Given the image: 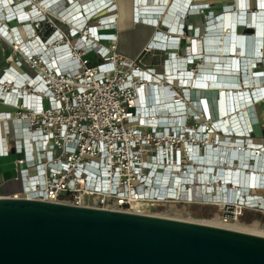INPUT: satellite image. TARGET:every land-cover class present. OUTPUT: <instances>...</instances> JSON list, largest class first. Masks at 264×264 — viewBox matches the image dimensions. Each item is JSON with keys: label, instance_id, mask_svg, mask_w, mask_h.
Returning a JSON list of instances; mask_svg holds the SVG:
<instances>
[{"label": "built area", "instance_id": "obj_1", "mask_svg": "<svg viewBox=\"0 0 264 264\" xmlns=\"http://www.w3.org/2000/svg\"><path fill=\"white\" fill-rule=\"evenodd\" d=\"M250 1L236 0L230 10L214 16L219 23L209 21L208 32L223 36L220 20L231 13H238L239 28ZM159 9L137 7L135 19L142 22L140 10ZM256 12L264 23L259 6ZM163 15L157 26L165 22ZM118 18L111 0L83 5L79 0H0V44L6 46L0 73V104L6 107L0 111V157L15 156V180L23 183L12 196L152 215L168 206L214 205L223 210L224 225L237 222L251 206L264 211L262 203L232 195L244 188L238 177L250 168L243 162L237 166L233 145L223 140L229 139L223 124L219 130L211 119L208 96L195 98L196 90L211 92L207 83L214 71L198 61L213 65L218 59L198 52L173 56L170 47L179 45L183 28L161 40L156 34L136 58L125 56L118 51ZM251 34L244 36L251 39ZM257 46L263 70L264 32ZM161 51L168 56L159 58ZM254 91L247 107L259 102ZM151 95L157 97L154 104ZM165 98L172 99L168 107ZM243 118L248 128L249 118ZM247 149L249 156L254 149ZM261 163L262 168L251 166V175L257 172L264 179ZM252 186V192L264 191V182Z\"/></svg>", "mask_w": 264, "mask_h": 264}, {"label": "water", "instance_id": "obj_2", "mask_svg": "<svg viewBox=\"0 0 264 264\" xmlns=\"http://www.w3.org/2000/svg\"><path fill=\"white\" fill-rule=\"evenodd\" d=\"M0 264H264V236L10 195L0 197Z\"/></svg>", "mask_w": 264, "mask_h": 264}, {"label": "bare ground", "instance_id": "obj_3", "mask_svg": "<svg viewBox=\"0 0 264 264\" xmlns=\"http://www.w3.org/2000/svg\"><path fill=\"white\" fill-rule=\"evenodd\" d=\"M257 3H259V8L261 9V12H264V0H259ZM156 10V8H154ZM163 8L161 7L159 10L161 11ZM259 10V9H258ZM152 12L150 10H140L138 11V18L140 21H148L151 22L152 24H158L159 23V17H161L159 14H152L149 13ZM175 8H170L169 13H166V18H164L165 23L167 24H172L175 19H178V17H175ZM236 12V11H235ZM238 13L234 14L231 13L229 16H223L222 22L220 23L224 28H227V36H223V40L216 43H222V44H217L219 45V49H215L216 44L214 43L213 38V60H220V59H227L228 55L231 56L232 63L230 64L228 61L223 63V64H213L212 65V75L210 77V82L207 83L208 87H210V91L217 92V96H208L207 99H210L209 101L207 100V105L208 109L211 115V119L214 122V126H219L220 124H223L226 134L228 135L229 139H232L230 141L229 139L223 138L224 142L228 144V146L233 145L234 148V156L237 158V166L241 162H243V165L250 168L248 171H246L247 174L250 176H247L246 173H244L243 176H239V180L241 181L242 178V187H238L237 192H232L233 196H241L245 202H252V203H262L264 206V199H262L261 193L255 192L251 189L250 187L258 186L262 182H264L262 174H259L255 172L253 175H251L252 169L251 166L257 167V168H262V163L264 160V141L258 142L253 139L249 140H238L235 141L233 140L235 137H245L246 134H250V128L248 126L247 128V123L243 118L244 112L243 109L245 106L251 104L250 100L252 99L251 97V91L252 90H247V88L252 87L254 84L259 83V81L262 79L261 75L264 76V69H260L257 62L260 57L255 56V51L258 49V43L260 44L262 37H263V32H264V23L261 19V17H257L255 15L254 17H249L247 20L245 19V22H247L248 25L254 26V32L250 36L251 39H248L247 37H242L239 36L240 34L238 33ZM142 17V18H141ZM264 18V17H263ZM258 19V20H257ZM170 22V23H169ZM243 22V21H241ZM257 26V27H256ZM214 28H218V24L213 26ZM224 30V29H223ZM256 31V32H255ZM158 39H162L163 35H158ZM172 46V45H171ZM215 46V47H214ZM234 52V54H231ZM220 53V54H216ZM226 55V56H225ZM247 55H250V57H247ZM258 57V58H257ZM244 60L241 61V60ZM262 60V59H261ZM260 60V61H261ZM227 63V64H226ZM242 63V64H241ZM226 64V65H225ZM238 69L240 71H238ZM234 70V75L230 74V72ZM241 70L243 73H241ZM237 74V76H236ZM240 74V76H238ZM208 78V77H207ZM255 86V85H254ZM263 86V85H261ZM260 86H255V91L253 92L252 96H255L256 100H261L264 101V88H259ZM241 88V89H240ZM177 100L179 96H176ZM156 95H151L149 102L151 104H154L157 102ZM165 105L168 107L169 101L172 102V99L170 98H165ZM176 101V100H175ZM258 102V103H259ZM150 104V105H151ZM220 106L222 107V112L220 111ZM152 107V105H151ZM150 107V108H151ZM174 108L177 107L176 102H174L173 105ZM160 110V108H157ZM177 110V109H176ZM174 121V120H173ZM243 122V123H241ZM241 124V125H240ZM222 126H219L218 129ZM231 128V129H230ZM244 128V129H243ZM242 129V130H241ZM238 134H242L243 136H238ZM237 135V136H236ZM233 136V137H231ZM263 146L262 149L257 150ZM230 147V148H231ZM247 148H250L251 153H249L247 156L245 154V150ZM251 157L256 158V162L258 160V165H255V160H251ZM247 159V160H246ZM261 163V164H260ZM238 167H236L237 169ZM258 171V170H257ZM261 175V176H260ZM225 181L228 180L229 178L224 177ZM233 187H235L232 184H228ZM228 185H226V188H228ZM243 190L246 195H241L243 193ZM250 191V192H249ZM263 200V201H262ZM172 213H174L173 216L170 215H164L161 214L162 216H170L173 218H181V219H187L189 221H195V222H200V223H205L209 225H215V226H223V227H228L231 229L239 230V231H244V232H249V233H255V234H261L257 231L258 229V224L255 223L251 226H244L240 225L239 223H232L228 225H224L220 223L219 217L217 219L213 220H193V219H188V218H183V212L181 210H172Z\"/></svg>", "mask_w": 264, "mask_h": 264}, {"label": "crops", "instance_id": "obj_4", "mask_svg": "<svg viewBox=\"0 0 264 264\" xmlns=\"http://www.w3.org/2000/svg\"><path fill=\"white\" fill-rule=\"evenodd\" d=\"M41 1V0H38ZM90 0H79L80 4H89ZM116 2L118 6V25L116 32L118 34V51L125 56L136 58L144 53L145 48L153 41L156 37V34H160L163 36L176 35L177 29H184L185 34L180 35L181 40L179 45H172L170 47V52H172L173 56L180 55L183 56L185 54H190L192 52H198L204 54H210L213 56V38L218 36L212 33V30L208 32L206 29L209 21L212 20L214 16H217L224 11L230 10V6L236 3V0H111ZM258 0L250 1V9H246L241 13L244 14L242 17L244 20V24L240 25L238 28L239 36L245 37L244 35L250 34L247 30L250 28V25L245 22L249 17H254L257 13V7L259 3ZM172 5V6H171ZM63 6L62 4L57 5L53 8V11H58ZM174 6L175 8V17L178 19L172 22L173 25L163 23L157 26L152 24H145L142 22H138L135 19V12L137 7L139 8H163V11H152L149 13L152 14H160L162 15L164 12L167 13L169 8ZM260 7V6H259ZM251 15V16H250ZM163 19L165 15H163ZM225 16V15H224ZM160 18V17H159ZM219 21L213 19L212 23ZM220 21H223L222 19ZM170 23V22H169ZM215 23V22H214ZM15 24V23H11ZM217 25V24H216ZM219 25V24H218ZM222 35L227 36V32L222 25ZM135 29L139 30L140 33V45L139 47L131 52L125 53L123 48H121L122 42L126 38V35L132 34L127 33L126 31H133ZM176 30V31H175ZM249 39V38H248ZM217 41V37L214 39ZM215 47V46H214ZM215 48H219L216 46ZM6 51V46L4 44H0V71L2 67L5 65L4 63V55ZM162 52V51H161ZM217 54V53H216ZM158 57L163 59L167 57L168 54L162 52H158ZM167 55V56H166ZM250 57V55H249ZM97 58H93V61L96 62ZM200 67H212L211 62L203 63L202 59L198 61ZM264 66V62L261 63ZM183 66H186L183 64ZM214 93V92H210ZM212 96V95H206ZM6 110V107L0 104V111ZM260 139V138H259ZM16 172L14 170V164L11 158L0 157V195L2 196H10L13 195L23 189V183L15 180Z\"/></svg>", "mask_w": 264, "mask_h": 264}, {"label": "rangeland", "instance_id": "obj_5", "mask_svg": "<svg viewBox=\"0 0 264 264\" xmlns=\"http://www.w3.org/2000/svg\"><path fill=\"white\" fill-rule=\"evenodd\" d=\"M129 34H132V37H129L130 35H126V38L124 39V42H122L121 44V48H123V51L125 53H131L133 51H135L139 45H140V40L141 37L139 36V30L135 29L133 31H126ZM252 35V34H251ZM219 37H223V36H219ZM219 37H217L218 40ZM216 38V37H214ZM215 44H219L216 43L214 41ZM232 54H234V52H232ZM249 57V55H247ZM229 58V59H228ZM228 58L225 59H220L217 62L218 64H223L225 61H230L231 56H228ZM263 66V65H262ZM1 73V71H0ZM256 87L261 85H264V76H262V79L259 83L254 84ZM253 85V87L247 88V90H253V88H255V86ZM241 89V88H240ZM206 95H212V96H217V92L214 91V93H210V92H202L200 90H196L195 92V98L198 100L199 96H206ZM198 102H196V106H198ZM243 112L245 113V115L248 116L249 118V126H250V130L252 131V133H250L249 137H246L244 139L249 140V139H254V138H261L264 139V101L261 100L259 103H254L253 106L251 107H247L245 106L243 109ZM250 149V148H248ZM247 149V150H248ZM251 150V149H250ZM15 156L11 157V160L13 161ZM247 160V159H246ZM236 166V165H235ZM239 166V164H238ZM258 193H261L262 196H264V191H255ZM195 206H200L204 208V211L206 213L205 216H195L191 213V209ZM181 210L183 213V218H188V219H193V220H213V219H217L223 214V210H221V208L219 206H201V205H194V206H190V208L185 209L181 206H168L163 210L164 215H170L173 216L174 213H172V210ZM170 216H166V217H170ZM173 218V217H171ZM179 219V218H177ZM181 219V218H180ZM182 220H187V219H182ZM236 223V222H234ZM237 223H239L240 225H244V226H251L255 223L258 224V229L257 231L261 234L259 235H263L264 236V211L258 210L255 206H251L247 209H245L243 211L242 216H240L239 220L237 221Z\"/></svg>", "mask_w": 264, "mask_h": 264}, {"label": "trees", "instance_id": "obj_6", "mask_svg": "<svg viewBox=\"0 0 264 264\" xmlns=\"http://www.w3.org/2000/svg\"><path fill=\"white\" fill-rule=\"evenodd\" d=\"M191 213L195 216H205L206 213L203 207L195 206L191 209Z\"/></svg>", "mask_w": 264, "mask_h": 264}]
</instances>
